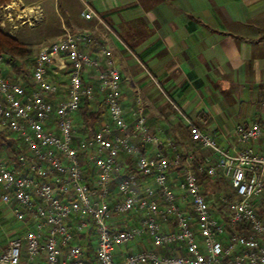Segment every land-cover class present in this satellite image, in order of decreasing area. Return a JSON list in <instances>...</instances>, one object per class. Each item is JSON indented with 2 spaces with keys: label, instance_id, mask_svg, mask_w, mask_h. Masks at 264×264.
Wrapping results in <instances>:
<instances>
[{
  "label": "built area",
  "instance_id": "1",
  "mask_svg": "<svg viewBox=\"0 0 264 264\" xmlns=\"http://www.w3.org/2000/svg\"><path fill=\"white\" fill-rule=\"evenodd\" d=\"M28 9L41 14L39 4L22 0L1 5L0 28L36 21ZM81 14L103 23L88 5ZM6 62L0 53V130L14 134L18 150L0 152V202L23 228L0 251V264H118L115 249L143 235L152 246L129 252L121 264H264V152L250 143L264 138V114L234 126L232 151L187 122L191 139L211 150L197 172L221 174L231 186L219 193L224 213L217 216L190 163L194 153L187 157L180 143L151 129L140 98L128 121L122 73L106 40L87 28H65L31 59L30 81L6 72ZM52 66L66 72L64 88L51 78ZM97 89L108 121L80 134L75 114L86 101L93 105ZM133 211L140 213L137 224L110 222ZM162 219L173 227L165 229ZM87 231L91 253L78 240Z\"/></svg>",
  "mask_w": 264,
  "mask_h": 264
},
{
  "label": "crops",
  "instance_id": "2",
  "mask_svg": "<svg viewBox=\"0 0 264 264\" xmlns=\"http://www.w3.org/2000/svg\"><path fill=\"white\" fill-rule=\"evenodd\" d=\"M22 1L41 7L48 43L61 36L65 28H87L106 40L122 73V100L128 121L133 120L132 111L140 98L151 129L171 136L182 145L187 157L193 152L192 165L211 150L191 139L188 120L210 131L221 147L232 151L234 126L264 114V0ZM86 5L103 23L81 14ZM13 31L19 40L33 43L24 26L8 32ZM61 72L63 69L57 67L49 69L55 80ZM17 74L31 80V71ZM250 143L256 152H264V138ZM160 147L172 154L169 147ZM17 150L14 134L0 130V152L12 155ZM123 157L127 167L133 168L131 156ZM200 183L212 211L222 216L219 193L229 191L228 180L221 174L205 175ZM111 188L116 190L115 183ZM139 221L138 211L115 214L110 220L123 227ZM161 221L165 229L173 227L170 219ZM17 223L19 235L23 226ZM91 239L90 231L78 238L88 253L94 250L89 251ZM150 246L151 240L143 235L117 247L116 263L121 264L129 252ZM5 248L0 246V251Z\"/></svg>",
  "mask_w": 264,
  "mask_h": 264
},
{
  "label": "rangeland",
  "instance_id": "3",
  "mask_svg": "<svg viewBox=\"0 0 264 264\" xmlns=\"http://www.w3.org/2000/svg\"><path fill=\"white\" fill-rule=\"evenodd\" d=\"M61 11L63 12L62 8ZM30 12L33 14V16L34 15L37 16L38 19H36V21L34 20L30 25L26 23L23 24L22 26H24L27 32H29L27 37H29L28 39L33 42L32 44L34 45V55H35V53L39 50V48L42 45L48 43V26H46V24L43 23V17L41 14H38L37 12L31 10L29 11V14ZM5 30L7 31V29ZM12 35L16 36L14 31ZM33 56L29 58H25L24 60L12 61L10 63L6 62L3 68L4 70H12L16 74L17 72L19 73V71H23V72L25 71L27 73L31 71V59L33 58ZM16 68L18 69L20 68L21 70L19 69L17 71ZM56 80L61 85V87L64 88L67 82L66 72L65 71L61 72V75H59L58 77L56 76ZM96 92L98 94L97 100L93 103V105L92 104L89 105L93 112H97V116H99V118L95 123H92L91 121L85 122L84 118L81 117L80 114L81 108H80L78 112L75 114V119L77 123L76 126L79 128L80 134H90V132H93L96 128H98L101 122L108 121L107 112L103 104V101L101 99V92L98 89L96 90ZM203 153H206V151L204 150ZM171 171L174 175H176L175 177L172 175L171 176L172 179L175 180L178 179L180 175V171L178 169L176 171L173 170ZM230 189L231 186L228 184V190ZM18 231H19L18 223L13 213H11V211H8L7 207L0 202V246H7L9 240L15 235H17ZM89 245H90L89 251H92L95 245L94 239L90 240Z\"/></svg>",
  "mask_w": 264,
  "mask_h": 264
},
{
  "label": "trees",
  "instance_id": "4",
  "mask_svg": "<svg viewBox=\"0 0 264 264\" xmlns=\"http://www.w3.org/2000/svg\"><path fill=\"white\" fill-rule=\"evenodd\" d=\"M9 1L10 0H0V6ZM0 53L7 55L8 62L24 60L25 58H29L34 55V45L30 42L21 41L16 36H13L12 34L0 28ZM16 69L19 70L20 68ZM80 114L81 117L84 118L85 122L91 121L92 123H95L99 118V116H97V112H93L91 110L89 102L87 101L84 103V106L81 107ZM2 131L6 132L7 130ZM197 163L198 162L193 164L195 170ZM197 174L199 179L205 176L204 174H200L198 172Z\"/></svg>",
  "mask_w": 264,
  "mask_h": 264
}]
</instances>
